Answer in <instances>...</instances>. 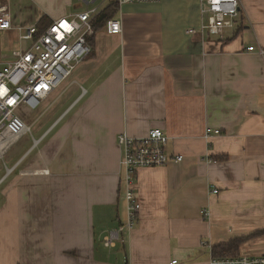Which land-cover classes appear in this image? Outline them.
Wrapping results in <instances>:
<instances>
[{"label":"crops","instance_id":"crops-1","mask_svg":"<svg viewBox=\"0 0 264 264\" xmlns=\"http://www.w3.org/2000/svg\"><path fill=\"white\" fill-rule=\"evenodd\" d=\"M3 2L24 26L85 9ZM241 2L239 33H188L199 0L129 4L121 34L96 33L93 53L25 112L37 137L0 144V264H210L240 239L239 255L264 254V0ZM7 33L18 43L3 37L6 61L28 45ZM154 127L183 160L136 171L132 215L117 137Z\"/></svg>","mask_w":264,"mask_h":264},{"label":"built area","instance_id":"built-area-1","mask_svg":"<svg viewBox=\"0 0 264 264\" xmlns=\"http://www.w3.org/2000/svg\"><path fill=\"white\" fill-rule=\"evenodd\" d=\"M83 1L86 5L83 11L54 20L38 35L37 24L15 25L9 7L0 0V144L7 143L9 138H15L12 139L14 141L31 133L25 112L37 110L72 75L78 64L92 53L89 38L95 34L94 22L108 4L116 2L120 13L129 4H151L162 0H109L104 5H95L98 0ZM199 7L203 21L198 29L190 28V34L222 36L228 28L234 30L238 27L244 19L241 0H199ZM14 28L20 31V39L28 45L13 50L12 57L6 61L2 57L3 33ZM105 29L110 34H121V18L115 16L109 19ZM254 49L255 46L247 48L248 51ZM258 52L264 57L263 48ZM213 132L219 134L220 130L207 129L208 136ZM168 142V136L160 127L150 129L145 136L122 132L117 137L122 151V180L126 185L132 215L140 208L132 186L136 171L183 160V156L168 151ZM116 233L112 235L113 238L117 237ZM112 237L108 240L111 241ZM210 264H264V254L234 257L213 255Z\"/></svg>","mask_w":264,"mask_h":264},{"label":"trees","instance_id":"trees-1","mask_svg":"<svg viewBox=\"0 0 264 264\" xmlns=\"http://www.w3.org/2000/svg\"><path fill=\"white\" fill-rule=\"evenodd\" d=\"M119 13V5L116 2H112L111 4H108L101 13L97 16L95 22H94V28H95V34L89 38V42L92 47V53L95 48V35L98 31L105 28L106 23L109 19L115 17ZM52 22L48 17H43L40 22L38 23L39 28V34L43 33L45 29L51 24ZM242 27L239 26L238 30H236L237 33L241 31ZM44 30V31H43ZM91 53V54H92ZM90 54V55H91ZM243 239L235 240L233 242L221 244L218 246H215L213 248L214 256H222V257H234L238 256V247L239 243L242 242ZM125 264H128L127 262Z\"/></svg>","mask_w":264,"mask_h":264},{"label":"rangeland","instance_id":"rangeland-1","mask_svg":"<svg viewBox=\"0 0 264 264\" xmlns=\"http://www.w3.org/2000/svg\"><path fill=\"white\" fill-rule=\"evenodd\" d=\"M109 0H107L106 2L104 1V0H98L96 3H95V5H97V4H100L101 3V5H104V4H107V2H108ZM84 8H86V5H85V7ZM9 33H7V32H5V33H3V37H6L7 36V40H6V42H7V45L9 46H12V45H16L18 42H17V40L10 34V35H8ZM5 35V36H4ZM5 54L6 55H11V51H6L5 52ZM35 135L36 137H37V134H35V132L34 133H29V137H31L30 135ZM20 138V137H19ZM12 139H15V138H9V140L7 141V143L6 144H9V145H12V144H14V142L16 141H12ZM7 140V139H6ZM5 140V141H6ZM18 140V139H17ZM22 142V141H21Z\"/></svg>","mask_w":264,"mask_h":264},{"label":"bare ground","instance_id":"bare-ground-1","mask_svg":"<svg viewBox=\"0 0 264 264\" xmlns=\"http://www.w3.org/2000/svg\"><path fill=\"white\" fill-rule=\"evenodd\" d=\"M44 31V30H43Z\"/></svg>","mask_w":264,"mask_h":264}]
</instances>
